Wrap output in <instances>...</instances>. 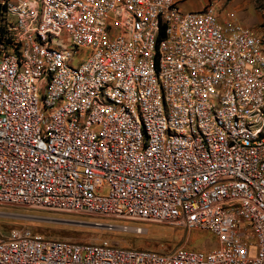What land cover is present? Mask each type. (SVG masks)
I'll return each mask as SVG.
<instances>
[{
  "label": "built area",
  "instance_id": "obj_1",
  "mask_svg": "<svg viewBox=\"0 0 264 264\" xmlns=\"http://www.w3.org/2000/svg\"><path fill=\"white\" fill-rule=\"evenodd\" d=\"M0 4V206L216 240L160 252L12 230L0 264H264V0L257 31L178 0Z\"/></svg>",
  "mask_w": 264,
  "mask_h": 264
},
{
  "label": "rangeland",
  "instance_id": "obj_2",
  "mask_svg": "<svg viewBox=\"0 0 264 264\" xmlns=\"http://www.w3.org/2000/svg\"><path fill=\"white\" fill-rule=\"evenodd\" d=\"M181 10H193L211 5L222 19L226 11H234L242 24L259 30L261 0H178ZM4 18L0 4V24ZM78 56L73 59L76 64ZM20 215L41 217L46 220L19 218ZM91 224V226L89 225ZM110 226V227H109ZM12 230H29L44 238L72 242L107 243L134 248L170 252L184 247L210 250L216 246L212 233L206 230H187L157 222L116 220L88 215L54 213L47 210L0 206V236L9 237Z\"/></svg>",
  "mask_w": 264,
  "mask_h": 264
},
{
  "label": "water",
  "instance_id": "obj_3",
  "mask_svg": "<svg viewBox=\"0 0 264 264\" xmlns=\"http://www.w3.org/2000/svg\"><path fill=\"white\" fill-rule=\"evenodd\" d=\"M19 218H33V219H36V220H46V219L41 218V217H30V216H25V215H20ZM89 225L91 226V224H89Z\"/></svg>",
  "mask_w": 264,
  "mask_h": 264
},
{
  "label": "crops",
  "instance_id": "obj_4",
  "mask_svg": "<svg viewBox=\"0 0 264 264\" xmlns=\"http://www.w3.org/2000/svg\"><path fill=\"white\" fill-rule=\"evenodd\" d=\"M193 4H195L193 7H194L195 9H198L199 5H198L197 3H193Z\"/></svg>",
  "mask_w": 264,
  "mask_h": 264
}]
</instances>
